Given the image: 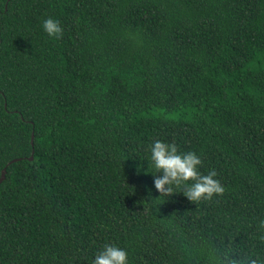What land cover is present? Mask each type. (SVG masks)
Masks as SVG:
<instances>
[{"label":"trees","instance_id":"trees-1","mask_svg":"<svg viewBox=\"0 0 264 264\" xmlns=\"http://www.w3.org/2000/svg\"><path fill=\"white\" fill-rule=\"evenodd\" d=\"M156 139L224 192L159 193ZM4 167L0 264H91L105 243L129 264L264 255V0H0Z\"/></svg>","mask_w":264,"mask_h":264},{"label":"clouds","instance_id":"clouds-1","mask_svg":"<svg viewBox=\"0 0 264 264\" xmlns=\"http://www.w3.org/2000/svg\"><path fill=\"white\" fill-rule=\"evenodd\" d=\"M41 28L49 38L62 34L58 18L48 16L41 22ZM148 164L159 172L153 176V186L159 193L171 194L183 186V195L189 201L210 200L224 192V187L217 178L215 169L206 173L200 171L201 157L194 151H178L177 145L156 139L149 148ZM258 232L264 233V216L257 219ZM91 264H129L128 251L114 243H105L91 260ZM220 264H264V255L250 253L243 256H232L225 251Z\"/></svg>","mask_w":264,"mask_h":264},{"label":"water","instance_id":"water-1","mask_svg":"<svg viewBox=\"0 0 264 264\" xmlns=\"http://www.w3.org/2000/svg\"><path fill=\"white\" fill-rule=\"evenodd\" d=\"M32 139H33V135L31 137V142H32ZM32 154L30 155L29 159H32ZM14 160H17V159H14ZM5 167L1 170V173H0V183L3 181L4 177H5Z\"/></svg>","mask_w":264,"mask_h":264}]
</instances>
